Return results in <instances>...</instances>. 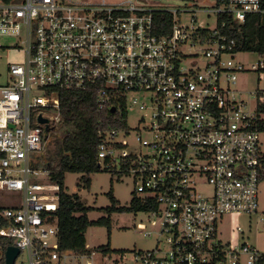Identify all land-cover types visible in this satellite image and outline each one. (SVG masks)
<instances>
[{"label":"built area","instance_id":"2783aa9c","mask_svg":"<svg viewBox=\"0 0 264 264\" xmlns=\"http://www.w3.org/2000/svg\"><path fill=\"white\" fill-rule=\"evenodd\" d=\"M263 1L216 0L201 8L215 13L213 28L167 10L171 32L158 34L154 14L166 9L0 0V34L25 36V59L9 63L0 84V192L22 195L1 205L0 264H7L9 246L19 248L13 264L22 257L19 264H99L87 245L85 251L61 247V188L40 158L46 130L61 120L59 90L89 87L97 90L99 108L117 118L102 132L98 164L133 176V195L148 202L141 210L148 219L137 227L157 236L155 247L124 250L113 264H264V250L220 235L225 215L260 211L264 89L250 109L236 80L250 69L263 77L264 55L246 66L219 21L224 13L238 22L264 13ZM196 45L203 49H190Z\"/></svg>","mask_w":264,"mask_h":264},{"label":"rangeland","instance_id":"374dc122","mask_svg":"<svg viewBox=\"0 0 264 264\" xmlns=\"http://www.w3.org/2000/svg\"><path fill=\"white\" fill-rule=\"evenodd\" d=\"M75 2L88 1L91 3L107 2L109 4H118L122 2H133L137 6L152 9L181 10L179 16L182 21L191 22L192 18L197 19V23H204L208 27H215L216 15L210 16L205 11H199L201 8L211 9L216 0H73ZM24 33L21 37L13 33L0 34V84H4L8 79V65L11 62H22L25 59ZM191 50L201 51L203 46H191ZM237 58L251 66L257 63L260 58L258 52L241 51ZM236 86L243 90V97L249 101L250 109H254L257 103V90L264 89V75L260 78L259 71L245 70L238 75ZM45 109V108H40ZM55 114L56 110L51 109ZM138 120V113L133 112L129 116V122L135 124ZM49 132L46 134L45 146L41 151L40 158L45 159L55 150V141L61 136L60 121H53ZM262 147L264 150V133L261 134ZM82 174L69 172L66 174L65 187L68 193H77L87 206L95 209L89 212L90 219L98 220L103 216H108L105 207L111 204V199L107 194L113 187L115 197L120 205L130 206L133 199L135 180L130 174H118L111 170H99L91 174V185L87 186L81 179ZM81 183L82 185H79ZM22 195L16 191L0 192V205H10L16 203L17 198ZM259 205L258 214L230 213L223 217L220 222V235L231 240L232 243L248 242L255 245L260 250H264V222L260 220L264 216V178L259 186ZM148 214L143 211H125L113 212L111 214V236L107 226L92 225L86 232V243L89 249L95 250V259L99 264H113V261L120 256V252L128 250H147L156 246L157 236L144 234L137 225L145 223ZM241 226L243 232L240 233L237 227ZM152 229L151 226H149ZM110 241L111 250L103 253L99 247ZM25 257L19 258L18 263Z\"/></svg>","mask_w":264,"mask_h":264},{"label":"trees","instance_id":"16d2710c","mask_svg":"<svg viewBox=\"0 0 264 264\" xmlns=\"http://www.w3.org/2000/svg\"><path fill=\"white\" fill-rule=\"evenodd\" d=\"M10 2L13 0H2ZM264 7V1H263ZM219 21L225 22L222 32L235 39L234 50L252 51L264 55V13H250L244 22L236 21L230 14H220ZM173 26V14L158 10L154 14V28L158 34H168ZM61 136L55 141V150L42 159L43 168L49 171L51 181L60 184V206L56 214L59 220V240L62 248L85 251L86 230L92 225L107 226L111 236V214L113 212L141 211L148 202L133 197L130 206L120 205L113 187L108 191L111 204L105 207L108 216L90 219L89 212L95 208L87 206L77 193L70 194L65 187L66 174H82V181L91 185V174L102 170L98 164L97 150L103 140L102 132L115 125L117 120L110 109H100L97 90H59ZM51 128L46 130L49 132ZM79 185H82L79 183ZM2 206L0 205V209ZM6 242V239H1ZM100 251L111 250L110 241L99 247Z\"/></svg>","mask_w":264,"mask_h":264},{"label":"water","instance_id":"95a60500","mask_svg":"<svg viewBox=\"0 0 264 264\" xmlns=\"http://www.w3.org/2000/svg\"><path fill=\"white\" fill-rule=\"evenodd\" d=\"M112 111L113 112L115 111L114 107L112 108ZM40 120L42 123H47V126H48V121H49L48 118L41 117ZM18 253H19L18 247L9 246L6 250V263L7 264H13Z\"/></svg>","mask_w":264,"mask_h":264}]
</instances>
